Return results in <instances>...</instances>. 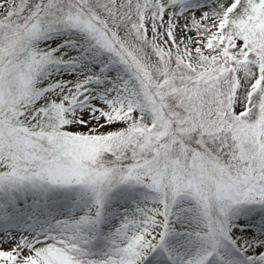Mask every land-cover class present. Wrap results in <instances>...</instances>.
I'll return each instance as SVG.
<instances>
[{"label":"snow or ice","instance_id":"obj_1","mask_svg":"<svg viewBox=\"0 0 264 264\" xmlns=\"http://www.w3.org/2000/svg\"><path fill=\"white\" fill-rule=\"evenodd\" d=\"M0 264H264V0H0Z\"/></svg>","mask_w":264,"mask_h":264}]
</instances>
